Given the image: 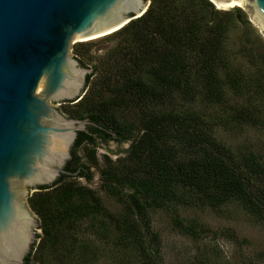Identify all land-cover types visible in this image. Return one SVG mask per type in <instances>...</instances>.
I'll return each mask as SVG.
<instances>
[{
	"label": "trees",
	"instance_id": "trees-1",
	"mask_svg": "<svg viewBox=\"0 0 264 264\" xmlns=\"http://www.w3.org/2000/svg\"><path fill=\"white\" fill-rule=\"evenodd\" d=\"M241 24L256 29L241 8L151 0L143 15L103 36L114 47L99 55L92 40L74 47L94 72L83 97L61 110L96 125L79 132L66 165L78 174L64 173L28 197L42 233L27 264H164L152 221L161 209L193 236L199 226L186 223L182 208L236 206L264 225V145L249 138L251 130L264 136V38L249 30L233 37ZM110 141H130L125 155L105 154L100 170L117 211L78 181L93 179L96 144Z\"/></svg>",
	"mask_w": 264,
	"mask_h": 264
},
{
	"label": "water",
	"instance_id": "water-1",
	"mask_svg": "<svg viewBox=\"0 0 264 264\" xmlns=\"http://www.w3.org/2000/svg\"><path fill=\"white\" fill-rule=\"evenodd\" d=\"M237 2L264 35V0ZM219 5H217V4ZM151 0H0V264H27L40 224L31 190L66 169L79 132L96 123L53 105L77 102L93 66L72 55L76 41L111 34L143 15ZM221 9V8H219Z\"/></svg>",
	"mask_w": 264,
	"mask_h": 264
},
{
	"label": "rangeland",
	"instance_id": "rangeland-1",
	"mask_svg": "<svg viewBox=\"0 0 264 264\" xmlns=\"http://www.w3.org/2000/svg\"><path fill=\"white\" fill-rule=\"evenodd\" d=\"M236 8H241L250 20V12L246 8L238 4L232 10ZM251 23L256 28V31L251 25L241 24V26H236L232 33L233 37L237 38L242 32L249 30L253 34L255 32L260 33L264 38L259 26L254 22ZM102 38L92 40L99 44L93 48L92 53L95 55L102 54L106 48L114 47L117 44L116 41H102ZM80 43V41H76L73 44V56L74 47ZM71 104H74V102L53 103L60 110L63 107L71 106ZM233 133L235 134V132ZM250 133L252 134L249 138L256 143L264 145V136L257 134L253 130ZM238 139L243 140L244 138L238 137ZM129 145L130 141L123 143L116 141L97 143L96 149L99 162L98 165H91L93 179L88 181L84 177L78 178L79 182L98 190L105 204L114 211L120 208V204L101 189L100 170L105 164V154H109L113 159H117L119 156L127 153L126 150ZM86 150V146H83L80 148L78 154L84 156ZM35 191L36 188L31 190L32 193ZM180 214L184 220H188L186 223L196 222L198 224L199 231L197 235L193 236L181 231L174 223L168 211L161 209L152 212L153 225L159 231L163 242L164 264H199L201 260L207 258H211L219 264H264V225L255 222L254 219L240 208L232 206L218 213L211 209L185 207L180 210ZM200 228L204 230H200ZM36 231L37 233H42L39 225L36 227ZM98 264L117 263L114 259L103 258Z\"/></svg>",
	"mask_w": 264,
	"mask_h": 264
},
{
	"label": "bare ground",
	"instance_id": "bare-ground-1",
	"mask_svg": "<svg viewBox=\"0 0 264 264\" xmlns=\"http://www.w3.org/2000/svg\"><path fill=\"white\" fill-rule=\"evenodd\" d=\"M217 4V3H216ZM218 5V4H217ZM236 5H238V3L237 2H234V3H230V4H228V5H226V6H223V7H220L219 5V8H221V9H227V10H230V9H232V8H235V6Z\"/></svg>",
	"mask_w": 264,
	"mask_h": 264
}]
</instances>
